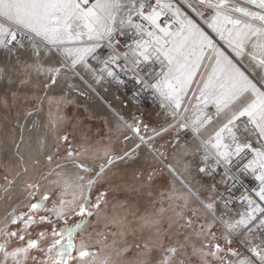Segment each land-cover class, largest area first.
<instances>
[{
  "label": "snow or ice",
  "instance_id": "obj_1",
  "mask_svg": "<svg viewBox=\"0 0 264 264\" xmlns=\"http://www.w3.org/2000/svg\"><path fill=\"white\" fill-rule=\"evenodd\" d=\"M0 53L9 61L0 80L12 83L16 76L27 85L33 74L44 75L47 87L78 78L93 92L94 85L131 81L134 98L151 96L168 118L156 128L116 113L117 128L132 133L124 141H137L122 153L110 144L93 150L86 138L77 146L62 135L74 178L49 180L51 187L25 182L23 208L13 209L0 228V264H109L77 237L109 203V170L134 160L141 148L186 189L175 197L182 203L170 226L183 221L188 231L173 242L157 228L143 244L160 253L152 264H185L179 257L189 248L200 264H264V75L257 80L242 63L247 58L264 73V0H0ZM0 104L7 106V97ZM170 130L196 141L194 149L183 146L190 157L184 170L195 166L212 181L203 191L186 182L156 143ZM70 217L78 219L69 224ZM125 219L111 222L122 227Z\"/></svg>",
  "mask_w": 264,
  "mask_h": 264
},
{
  "label": "rangeland",
  "instance_id": "obj_2",
  "mask_svg": "<svg viewBox=\"0 0 264 264\" xmlns=\"http://www.w3.org/2000/svg\"><path fill=\"white\" fill-rule=\"evenodd\" d=\"M22 59H29L28 54H22ZM246 62L250 61L245 58L242 62L243 65H245ZM6 63H9L8 58L5 56V54L0 53V67H3ZM11 63L14 64L15 61L12 60ZM247 71L249 72V74H251V71L248 70V68ZM85 78L88 79L87 76ZM255 78L259 80L256 76ZM46 82L47 77H45L44 75L36 76L35 74H33L31 78V83L27 85H20L16 76H13L12 83H9L7 80H0V97H7L8 99L7 106L0 104V142L2 140L4 141L3 144H6L5 142H8L10 144L9 146H12L13 149L19 145L22 125L20 123L30 121L31 125L34 121V118L36 117V113L39 107L43 111L47 108V106H44L41 103V100H39L41 97L40 93H48L50 90L54 89V92H60L61 94L65 93V96H68L71 92L70 90H72L68 87L69 83H75L78 86L77 88H79V90H83V92L88 91L86 85L78 78H70L68 80L61 79L58 80L57 84H49V86L45 87L44 85ZM89 82L91 81L89 80ZM94 87L96 89V92L103 98V100L107 101V103H109L110 105H113L114 103V105H117V108H121L119 110L121 116L131 122L130 107L118 98L117 94L121 96V93L116 92V88H126V86L105 84L103 87L98 85H94ZM13 93L16 94L15 97H13ZM60 93L56 95L59 98L62 97ZM85 95L75 96L76 99L73 102H77V104L80 105L71 103L66 108L69 122L62 132V135H69L72 138V143L76 144L77 146H79V142H75L76 138H79L80 140L86 138L90 146L96 143L112 145V143H114L115 140H117L119 137H117V134L113 130H108L106 124H104L102 120L98 118L96 119V115L94 117V120L90 119V116L87 114L85 109L86 107L93 105L92 102L98 100L95 98V96L89 98V95ZM118 103L120 104V106H118ZM51 105L52 104H50V108L52 109ZM102 110L103 108H101V111ZM28 113H31V115H29ZM146 114L147 112L145 113V115H139V118L140 120H143L145 123L149 124L151 127L159 128L161 125H164L162 122L156 119L157 117L155 118L156 112L148 111V114ZM177 133L178 132L176 131H169L167 133H164L160 137L156 138V143L160 144V142L163 141V144L166 145V152L169 155L170 163H172L176 169L178 168L177 172H179L182 168L184 169V164L188 159H190V157L185 155V148L183 146L187 144L189 150L194 149L196 147V141L191 138L190 140L185 142H183L181 139H179V141L172 142L173 138V141L175 139L177 140ZM125 134L132 136V133L126 132V130ZM131 141H135V138L133 137ZM127 143H129V141H124L123 139L122 143L120 142V144H114V147L118 149L117 153L121 151L123 152L128 146ZM9 146L4 147L8 151H12L13 149H11V147ZM117 146L119 148H117ZM65 147V143L61 140V146L59 150H56L54 155L47 154V157L49 155L53 156L52 162H49L47 158L40 163L38 161H35L33 163L34 173H24L23 175H19L22 178V181L19 183L18 177L15 178V176H13L7 170V162L6 160L3 161L4 158L0 155V190L6 187L12 188V186H18V184H21L24 189L23 193L25 195V182L39 181L46 187H51V185L48 184L49 180H57L63 182L64 179H73L74 174L62 173L61 171H59V167H57L59 163L67 162L63 158ZM139 152L149 153V151L144 148L139 149ZM13 153L15 154L16 152L14 151ZM194 167L195 166H193L190 171L187 172L183 170L184 173H182V176L186 179V182L193 187L194 190L199 189L203 191L201 185L210 184V182L212 183V181H209L210 179H208L207 177H202L200 174H198L196 168ZM49 171L60 173V175L53 174L49 176ZM125 174L126 172L122 173L121 171H118L117 174H114V176L107 174L109 183L105 184L104 188L109 189V203L105 207L103 213H101L97 217L92 218L86 232L81 233L80 236L77 237V244L80 243V240H84L90 247L99 251V255L97 257L98 261H102L107 258L109 260V264H141V262H143V264H152V262L156 258H158L160 253L154 248H152L151 250H146L143 247L144 242L147 241L145 239L152 240L155 236L157 228H159L161 233H164L166 235L168 241L173 242L180 239L185 231H188L180 227V224H182L183 221H179V223L173 222L170 226V222L177 219L175 216L177 205L182 203V201L177 202L178 199L174 198L178 195V192L176 190L179 188L182 189L183 191L181 190V194H184L186 190L183 185H181L178 181H174L172 178L173 181L171 180L172 182L169 186L170 188L167 189H171L170 191L173 190V197L168 202L160 203V197L156 196V200H153L148 205H146L143 202L147 197V193L155 195L153 187H142L140 191H133L131 189L127 190L126 188L131 185L128 184L126 187L121 181H119ZM5 177H7V179H5ZM129 180H131V178H129ZM166 183L167 182L163 183L164 187L166 186ZM24 195L22 196V198L24 197ZM19 198L20 197L18 196V198L14 200L16 201V203H13L12 201V207L9 210L4 209L3 213H0V224H2L0 228L4 227L5 217L12 212L13 208H15L16 211H20L23 208L24 204L23 202L21 203V198ZM116 214H118L119 216L120 214L125 215L124 218L126 219L124 220L123 226L129 227L131 225L129 228L130 230H126V228V231L121 232L123 226L117 227L111 222V219L117 216ZM106 216L108 218H106ZM146 216L158 220L159 223L155 226L145 224L142 218ZM139 218V221L136 220ZM76 219L78 218L70 217L68 223L71 224L75 222ZM104 219H108L109 221L107 220V222L104 223ZM146 225L151 227L150 234L147 236L146 234L144 235L142 231V229H144ZM141 231V235L144 240H140L142 239L140 238L139 241L137 238ZM103 236H106L107 240L102 244L101 240ZM132 236H134L135 238ZM138 244L140 245L139 247H137ZM124 249H127V251H124ZM179 258L181 260H184L186 262L185 264H200L199 258L191 255L190 248L187 250V254L182 253Z\"/></svg>",
  "mask_w": 264,
  "mask_h": 264
},
{
  "label": "bare ground",
  "instance_id": "obj_3",
  "mask_svg": "<svg viewBox=\"0 0 264 264\" xmlns=\"http://www.w3.org/2000/svg\"><path fill=\"white\" fill-rule=\"evenodd\" d=\"M153 66H155V69L157 71L159 70V65L158 64L157 65H153ZM245 66H247L248 70L251 71V74L253 73L258 79H260L261 76L264 75V73H261L258 68L253 67L251 62H246ZM116 89H117L116 92L119 93V91H120L119 88H116ZM87 90H88L87 92L89 94L87 92H85V91L84 92H85L86 95H89V98L95 96V98L98 100V101L92 102L93 105H91L89 107H86L87 110H89L91 113H94V114L100 116L102 118V121L104 122V124H106L108 130L109 129L113 130L117 134V137H119L117 140H115L116 143L114 142L111 145L113 151L115 153H117L118 149H116L114 147V144H120V142H122V138H123V136L125 134V130L118 129L117 126H116L117 125V121H116V115L115 114L119 113L121 115V113L119 112V110L121 108L120 109H119V107L117 108V105H114V103H113L114 106L110 105L109 103H107V101L103 100V98L96 91L93 92V91L89 90L88 88H87ZM70 91L71 92H70V94L68 96H65V93L61 94L59 92L62 95L61 98L56 96L59 93L58 92H54V89L50 90L48 93H43V94L40 93L41 97H40L39 100H41V103L44 106H47V108L44 109V111H43L39 107V109L37 110V113H36V117L34 118V121L32 122L31 125H30V121L20 123L22 125H21L19 145L16 148L13 149L12 146H9L10 144L8 142H5L6 144H3L4 143L3 140L1 141L2 143L0 142V155L4 158L3 161L6 160V162H7V170L13 176H15V178L18 177V180H19V181L17 180L18 183L22 181V178L19 175H23L24 173H34V171H33L34 170L33 163L35 161H38L40 163L44 159L47 158V154L54 155L56 150H59V148L61 146V139L60 138L62 136V132L64 131L65 127L67 126V124L69 122L66 108L71 103H75L76 105H80V104H77V102H73V101H75V99H76L75 96H80L81 95L80 93L83 92V90H81V89L79 90V88L72 89ZM117 95H118V98L121 99L122 102H123V98L119 94H117ZM73 96H74V98H73ZM82 96H84V95H82ZM152 100H153V103L155 104V106L157 105L156 106L157 110H162L164 112V110L160 107L159 101L154 100L153 98H152ZM50 104H52L51 105L52 109L50 108ZM92 106H94V107H92ZM118 106H120L119 103H118ZM101 108H103L102 111H101ZM147 114H148V112H147ZM138 117H136V118H138ZM162 134H164V133H162ZM184 135L185 134H183V133H177L176 134L177 138H179V139L183 138ZM80 141L81 140L79 138H76L75 142L78 143ZM136 142H137L136 140L135 141H129V143H127L128 147L126 149L127 150L133 149L135 147V143ZM4 146H7V147L9 146L13 150L12 151H8ZM102 146H104V144L96 143V144L92 145L91 147H92L93 150H95V148L102 147ZM118 146H117V148L120 147V146L119 147ZM14 151L16 152L15 154L13 153ZM121 152H119V153H121ZM133 161L134 160L127 161V162L117 161L116 164L109 170L108 174L111 175V176H114V174H117L118 171H121L122 173H125L126 171H131L132 170ZM59 165H63L64 166L63 168H59V171H61L62 173L74 174V170L71 168V165H69L67 162L59 163ZM177 170H178V168H177ZM183 170L184 169L182 168L179 171V173H181V175H182V173H184ZM170 175H171V180L173 178L174 181H177L176 178L171 173H170ZM209 181H211V180H209ZM134 186L137 189V191H140V189L142 187H145V188L146 187H148V188L151 187V185H149V184L148 185L140 184V185H134ZM170 190L166 189L165 192L162 191L164 193L161 194V196H160V199H161L160 203L168 202L173 197L172 196L173 190L172 191H170ZM181 190L182 189H180V188L176 190L178 192V195L175 196V197H178L179 195H181V192L183 191V190L182 191ZM23 191H24V189H23L21 184H18V186H12V188L6 187V188L0 190V197H1L0 198V213L2 214L4 209H8L9 210L12 207L11 206L12 201H13V203H16V201H14V200L17 199L18 196L21 198V203H22V201H23L22 196L24 195ZM153 200H156V195L151 194V193H147V197H146V199L144 200L143 203L148 205ZM157 201H159V200H157ZM13 209H15V208H13ZM116 215H117L116 217H120V218H124V216H125L124 214H120V216L118 214H116ZM106 218H108V217L106 216ZM0 220H1V218H0ZM107 220L108 219H104V223L107 222ZM136 220L139 221L140 218L136 219ZM133 222H135V221H133ZM1 226H2V224H0V227ZM130 226L129 227L123 226L122 227L123 229L121 230V232L126 231V230H130L129 229ZM135 226H136V224H135ZM137 228H139V227H137ZM142 231H143L144 235L146 234V236H147V235L150 234L151 227L146 225V227L144 229H142ZM142 231L140 232V234H139V236L137 238L138 240L140 238H142V235H141ZM132 237H134V236H132ZM140 240H144V238H142ZM145 240H148V239H145Z\"/></svg>",
  "mask_w": 264,
  "mask_h": 264
},
{
  "label": "crops",
  "instance_id": "obj_4",
  "mask_svg": "<svg viewBox=\"0 0 264 264\" xmlns=\"http://www.w3.org/2000/svg\"><path fill=\"white\" fill-rule=\"evenodd\" d=\"M85 110L87 114L90 116V119L94 120L95 119L94 117L96 114L91 113L89 110H87V108ZM139 117L138 119H140ZM97 118L102 120V118L98 115H96V119ZM130 119L132 122L133 118H130ZM159 145H164L163 141L160 142ZM161 150L166 152V145H164V148ZM126 172L127 173L123 175L121 177V180L119 181H121L126 187L128 184L131 185L128 188H126L127 190L131 189L133 191H136L137 189L135 188L134 185H140V184L145 183L146 185L148 184L151 185L153 187V191L155 192V195L160 197V195L163 194L167 188H170L169 186L171 184V176H170L168 169L164 166V164L159 163L158 160H154L150 153H141L139 152V150H137V152L135 153V159L132 164V170L126 171ZM150 173H155V175L153 176V179L151 181H147L145 178ZM129 178H131V180H129ZM164 182H167L165 187L163 184ZM177 202H181V201L178 200ZM234 246L238 247V245H234Z\"/></svg>",
  "mask_w": 264,
  "mask_h": 264
},
{
  "label": "built area",
  "instance_id": "obj_5",
  "mask_svg": "<svg viewBox=\"0 0 264 264\" xmlns=\"http://www.w3.org/2000/svg\"><path fill=\"white\" fill-rule=\"evenodd\" d=\"M129 38H122V40H128ZM130 42V41H129ZM107 50H101V54H106ZM155 68V66H153ZM156 70V69H155ZM119 92L121 93V97L123 98V102L126 103L130 107V114L131 118H136L141 114H145L148 111H154L156 112L155 118L165 124L166 120L168 119L164 114L162 110H157L155 104L153 103L152 97L151 96H146L145 98H141L140 100H137L134 98V92H135V87L133 82L129 81V83L126 85V88H119ZM165 116V117H164ZM192 137L191 136H183L181 138L182 141H188ZM171 141V140H170ZM179 141V138L177 140L175 139L172 142Z\"/></svg>",
  "mask_w": 264,
  "mask_h": 264
}]
</instances>
